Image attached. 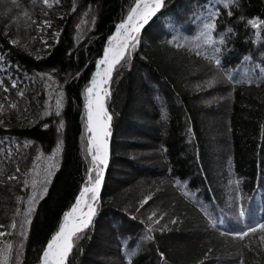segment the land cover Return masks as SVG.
<instances>
[{
  "label": "trees",
  "instance_id": "trees-1",
  "mask_svg": "<svg viewBox=\"0 0 264 264\" xmlns=\"http://www.w3.org/2000/svg\"><path fill=\"white\" fill-rule=\"evenodd\" d=\"M133 2L49 0L45 5L43 0H0V57H4L0 59V80L9 88L5 93L0 87V103L5 104L0 112V225H5L0 228L5 232L0 246L12 244L7 264H39L42 247L58 230L63 213L85 182L91 157L83 91L95 71L94 59L103 55L107 36ZM209 2L221 12L218 28L223 27L222 21L235 32L224 65L236 79L250 76L255 80L264 66V28L258 40L256 30L238 18L264 20V0H240L239 9H230L231 17L221 0H165L164 11L177 14V19H192L181 29L194 41L193 30L198 32L200 24L190 14L198 4ZM153 19L142 30L129 62L113 73L106 101L112 116L110 159L100 204L93 226L86 230L87 239L79 242L81 251L74 247L69 262L88 264L91 254H96L95 264H128L122 239L128 238V249L136 247L148 217L155 212L154 239L139 240L132 264H264L261 233L244 241L221 235L264 219V82L235 85L234 91L223 83L207 86L215 74V66L207 58L210 46H202L199 51L204 55L197 56L193 43L184 39L178 41L179 48L169 44L166 41L176 32L165 27L163 20ZM214 37L218 39L215 33ZM9 39L18 43L13 45ZM245 56L251 59L245 60ZM12 80L17 81L16 88L10 86ZM61 92L63 107L57 117L56 99ZM211 94L218 100L214 104H209L215 97H209ZM221 96L225 99H219ZM11 103L17 107H9ZM217 114L227 116L228 123L220 122ZM205 115L208 119H203ZM60 119L64 128L58 134ZM168 122L164 140L158 126ZM141 138L157 144L159 157L150 152L132 154ZM58 139L63 141L62 147L52 159L58 166L51 169L49 183L44 185L48 158ZM164 156L166 161L161 159ZM8 175L17 179L9 181ZM114 178L117 183H110ZM233 179L240 181L238 191L230 183ZM34 180L38 192L45 186L47 192L38 196L17 261L19 224ZM145 196L151 199L141 205ZM241 205L245 216L238 219ZM202 206L216 220L215 228L200 211ZM173 218L178 222L170 223ZM13 219L16 229L8 227Z\"/></svg>",
  "mask_w": 264,
  "mask_h": 264
},
{
  "label": "snow or ice",
  "instance_id": "snow-or-ice-1",
  "mask_svg": "<svg viewBox=\"0 0 264 264\" xmlns=\"http://www.w3.org/2000/svg\"><path fill=\"white\" fill-rule=\"evenodd\" d=\"M15 2V0H13ZM45 5L49 4V0H43ZM224 9L228 10L226 15L231 17L233 15L230 9H239L240 0H221ZM165 0H134L128 7L126 15H122L119 23L114 25L115 31L107 36V44L103 46V55L94 59L93 63L95 71L91 73V79L87 83L83 91V107L87 116V123L85 125L87 133V152L91 157V167L87 169V177L84 184L79 188V194L75 196L74 203L70 208L63 213V220L59 223L58 230L51 234L50 239L47 240L46 246L42 247V254L39 256V264H70L69 257L73 253L74 247L79 252V242L82 239H87L86 230L93 226L94 217L97 214L98 206L100 204L99 193L101 191L102 181L104 179V169L109 161V143L108 137L110 136V121L112 119L111 114L106 107V101L111 95V83L113 79V72L119 73V68L125 66L129 62V57L132 51L140 42V34L142 30L146 29V26H151L154 23V17L156 20H163L165 27H171L176 35L172 36L171 40L166 41L169 44L176 43L179 48L182 45L178 43L179 40L184 39L186 43H193L194 48L197 50L195 54L197 56H203L204 52L199 51L202 46H210L211 54L207 57L209 62L215 66V74L209 79L206 84L212 86L215 83H223L232 86V91L235 90V85L248 84L252 85L257 82H264V66H261L258 75L255 80L252 77H246L244 79H236L232 71L228 69L223 62V57L229 51L230 39L235 35L234 29L226 22H222L223 27L218 28V20L221 17V12L217 5L211 4H198L196 11L190 15L195 17L199 21V31L195 32L194 41L188 40L183 34L181 25L185 22L192 23V19L187 21L177 19V14L164 11ZM238 22H244L246 26H251L256 30L257 39L259 40L260 31L264 28V20L259 17L252 19H246L244 16L238 18ZM45 25H50V21L44 20ZM79 28V25H76ZM218 36V39L214 37ZM58 35V33H53ZM7 39V36H6ZM9 43L16 45L18 41L16 39H9ZM48 45L45 43V47ZM208 51V48H205ZM264 56V53H261ZM4 59V57H0ZM245 60L251 59L250 56H245ZM123 62V63H122ZM238 66V65H237ZM54 71V70H53ZM80 73H77L78 77ZM41 76L48 75L41 73ZM51 78V77H50ZM67 79V78H66ZM12 88H16L17 81L12 80ZM0 87H3L4 92L7 93L9 88L4 85V81L0 80ZM19 96H23V92L17 93ZM63 93L61 92L56 99L55 115L60 116L61 108L63 107ZM219 99L223 100L225 97L221 96ZM9 107L15 109L17 106L15 103H11ZM5 108L4 103H0V112H3ZM44 115H48L45 111ZM3 123V121H0ZM44 128H48V124L43 125ZM64 128V120H59V125L56 128L58 134L61 133ZM189 135L192 134L191 128L188 129ZM62 140H57L56 147L53 149L52 157H49V163L44 172V185L49 183L52 175L51 169L57 167L52 162L53 157L61 150ZM35 163V161H34ZM16 171L19 172V167H16ZM94 172V175H93ZM9 181L17 179L15 175H8ZM27 184V181L24 182ZM177 184L180 182L177 181ZM235 186V190H239V180L233 179L230 181ZM36 181L32 182L33 191L27 198V207L23 211V220L19 224L18 235L20 237L19 249L17 250L15 259L18 261L20 256V250L23 248L24 238L27 236V225L31 223L32 213L35 209L38 196L47 192V187H43L42 193L36 190ZM185 195L192 198V194L185 193ZM239 198V197H237ZM150 196H145L140 202L141 205L146 203ZM197 203H199L197 201ZM200 211L208 217L209 223L212 227H216V220L212 218L211 214L207 211L206 206H202ZM20 214V210H16V215ZM155 212L148 217V223L144 225V234L142 237H138L136 247L128 249L126 246L128 238L122 239V252L123 257L128 261V264H132V258L139 252V240H153V224L158 223L153 217ZM245 216V208L240 206L238 212V219ZM132 219H136L135 216ZM178 221L173 218L170 223H177ZM144 224V221H141ZM224 223L223 220L220 221ZM5 225H0V228H4ZM11 229L17 228L15 219L12 220L8 226ZM165 227H167L165 225ZM163 231V229H161ZM261 233L259 239L264 243V219L258 220L254 223L246 224L241 230L238 231H225L221 232V235L232 237L238 241H244L246 238ZM5 232L0 231V237L4 236ZM8 235H12L11 232ZM12 250V244L6 243L0 246V264H7ZM160 257H164V253L161 252ZM205 259H207V253H205ZM197 264H202L198 261Z\"/></svg>",
  "mask_w": 264,
  "mask_h": 264
},
{
  "label": "rangeland",
  "instance_id": "rangeland-1",
  "mask_svg": "<svg viewBox=\"0 0 264 264\" xmlns=\"http://www.w3.org/2000/svg\"><path fill=\"white\" fill-rule=\"evenodd\" d=\"M195 88H199V86L198 85H195ZM211 96H215L214 98H212V99H210L211 101L209 102V104L211 103V104H214L215 102H217L218 100H217V98H216V95L214 94V95H210L209 97H211ZM208 96H205L204 97V99H205V101H206V104L208 103V101H207V98ZM204 100H203V98L201 99V102L202 103H204L205 102ZM217 119H219L220 120V122H222V123H228V119H227V116H225V115H218L217 114ZM215 117V118H216ZM203 119H208V117H207V115H205V116H203ZM159 127V129L161 130V134H162V137H163V139L165 140L166 139V137H167V132H168V130H169V127H170V125H169V122H168V124L166 125V126H158ZM161 137V136H160ZM142 139V138H141ZM143 141H141L142 143H138V144H136V145H134V149H132L131 151H132V154L133 155H139L140 154V156H141V154L142 155H145L147 152H150V154H153V155H155V156H157V157H159L158 156V154H159V152H160V150L161 149H159V147L157 146V144L156 145H152L154 142H147L145 139H142ZM131 142H132V140H131ZM133 142H138L137 140H134ZM150 143H152L151 145H150ZM150 145V147H151V149L150 148H147L148 146ZM155 146H157L158 147V150H157V147H155ZM161 159H163V160H167V158L164 156L163 158H161ZM125 166V165H124ZM123 169V168H122ZM123 173H125V172H123ZM145 178V177H144ZM110 183H112V184H115V183H117V178H114V179H111V181H110ZM142 186V185H141ZM97 255L96 254H91V257L89 258V262H88V264H95V260H97ZM97 264V263H96Z\"/></svg>",
  "mask_w": 264,
  "mask_h": 264
},
{
  "label": "water",
  "instance_id": "water-1",
  "mask_svg": "<svg viewBox=\"0 0 264 264\" xmlns=\"http://www.w3.org/2000/svg\"><path fill=\"white\" fill-rule=\"evenodd\" d=\"M114 73V72H113ZM110 140H111V121H110V136L108 137V143H109V159H110ZM109 163V161H108ZM108 165V164H107ZM106 170H107V166L105 167L104 169V177H105V173H106ZM103 183H104V179L102 181V185H101V190H102V187H103ZM100 195H101V191L99 193V198H100Z\"/></svg>",
  "mask_w": 264,
  "mask_h": 264
},
{
  "label": "bare ground",
  "instance_id": "bare-ground-1",
  "mask_svg": "<svg viewBox=\"0 0 264 264\" xmlns=\"http://www.w3.org/2000/svg\"><path fill=\"white\" fill-rule=\"evenodd\" d=\"M111 127H112V119H111ZM89 135V133H87V136Z\"/></svg>",
  "mask_w": 264,
  "mask_h": 264
}]
</instances>
